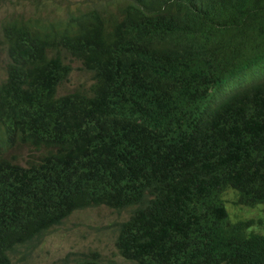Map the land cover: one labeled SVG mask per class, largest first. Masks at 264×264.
Returning <instances> with one entry per match:
<instances>
[{
  "label": "trees",
  "instance_id": "1",
  "mask_svg": "<svg viewBox=\"0 0 264 264\" xmlns=\"http://www.w3.org/2000/svg\"><path fill=\"white\" fill-rule=\"evenodd\" d=\"M31 13L0 19V264L98 205L131 209L114 244L135 264H264V219L224 199L264 205V78L224 88L264 65V0ZM71 61L91 81L58 93ZM16 142L43 153L20 165Z\"/></svg>",
  "mask_w": 264,
  "mask_h": 264
},
{
  "label": "rangeland",
  "instance_id": "2",
  "mask_svg": "<svg viewBox=\"0 0 264 264\" xmlns=\"http://www.w3.org/2000/svg\"><path fill=\"white\" fill-rule=\"evenodd\" d=\"M97 3L98 0H0V19L9 16L12 12L23 13L24 16L33 12L31 14L44 17H61L68 11L86 10ZM1 53L0 77H2V67L5 62V54ZM70 63L71 72L58 87V93L70 91L76 86L88 84L91 81L90 74L82 68L80 63L74 61ZM263 77L264 65L254 68L249 77L234 78L229 85L239 86L254 78ZM42 153V149H35L20 142L1 151L4 157L14 159L20 165L26 164L28 155L37 157ZM234 195V192L230 190L224 193L226 207L233 218L264 219V205L241 208L239 205H233ZM130 212V208L115 210L104 205L78 209L40 237L16 246L10 253L11 264H75L76 261L90 259L93 255H97L101 264H135L120 256L114 244L118 232L116 225L127 219ZM253 229L264 233V225L254 226Z\"/></svg>",
  "mask_w": 264,
  "mask_h": 264
},
{
  "label": "clouds",
  "instance_id": "3",
  "mask_svg": "<svg viewBox=\"0 0 264 264\" xmlns=\"http://www.w3.org/2000/svg\"><path fill=\"white\" fill-rule=\"evenodd\" d=\"M154 8L156 9V8H158V6L157 5H154ZM264 78V77H263ZM263 78H260V79H263ZM233 80V79H232ZM231 81V80H230ZM229 81V82H230ZM251 81V80H250ZM250 81H248V82H250ZM229 82H228V84H226V86L224 87L225 88V90H227V89H229V88H231V87H240V86H242V85H244V84H246V83H248V82H246V83H244V84H241V85H239V86H234V85H229ZM222 92H223V90H222ZM99 206V205H98ZM25 244V243H24ZM93 257L94 258H96L97 260H98V257H97V255H93ZM98 262L101 264V262L98 260Z\"/></svg>",
  "mask_w": 264,
  "mask_h": 264
}]
</instances>
